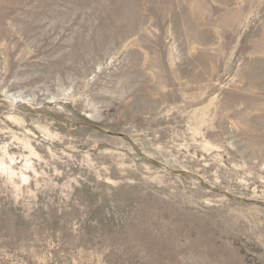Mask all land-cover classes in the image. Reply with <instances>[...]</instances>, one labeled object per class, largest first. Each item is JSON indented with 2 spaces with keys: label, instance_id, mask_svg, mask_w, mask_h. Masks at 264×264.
<instances>
[{
  "label": "rangeland",
  "instance_id": "1",
  "mask_svg": "<svg viewBox=\"0 0 264 264\" xmlns=\"http://www.w3.org/2000/svg\"><path fill=\"white\" fill-rule=\"evenodd\" d=\"M0 264H264V0H0Z\"/></svg>",
  "mask_w": 264,
  "mask_h": 264
}]
</instances>
